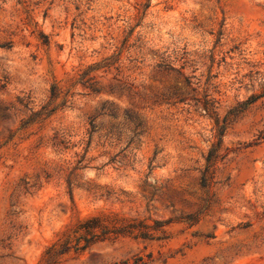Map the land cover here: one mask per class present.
<instances>
[{"label": "rangeland", "instance_id": "rangeland-1", "mask_svg": "<svg viewBox=\"0 0 264 264\" xmlns=\"http://www.w3.org/2000/svg\"><path fill=\"white\" fill-rule=\"evenodd\" d=\"M0 264H264V0H0Z\"/></svg>", "mask_w": 264, "mask_h": 264}, {"label": "trees", "instance_id": "trees-1", "mask_svg": "<svg viewBox=\"0 0 264 264\" xmlns=\"http://www.w3.org/2000/svg\"><path fill=\"white\" fill-rule=\"evenodd\" d=\"M208 167L209 165H207V170ZM116 224V221H108L105 217L100 215L88 217L81 221L77 225V229L73 230L72 234L70 232L63 242L59 243V240H57L52 245H50L46 250V255L49 259H51L54 258L58 253H62L59 250L60 247H72L73 245L75 250L84 249L97 238H106L110 235H118L126 232L131 233L134 231V229H136L134 224L127 223L121 226H116ZM141 227L145 230H139V235L142 237L147 236V226ZM81 241L84 242L83 245H80Z\"/></svg>", "mask_w": 264, "mask_h": 264}]
</instances>
